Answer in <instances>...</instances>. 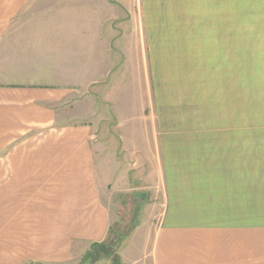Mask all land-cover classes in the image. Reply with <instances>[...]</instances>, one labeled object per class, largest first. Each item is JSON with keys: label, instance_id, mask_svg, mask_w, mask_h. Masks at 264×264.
<instances>
[{"label": "crops", "instance_id": "crops-1", "mask_svg": "<svg viewBox=\"0 0 264 264\" xmlns=\"http://www.w3.org/2000/svg\"><path fill=\"white\" fill-rule=\"evenodd\" d=\"M256 11L264 24V0ZM42 17L48 25H37ZM232 18V0H0V264H65L105 242L108 196L134 190L122 164L136 161L137 142L149 161L161 146L159 192L146 210L162 213L125 239L121 264H264L261 227L236 218L232 211L245 204L224 200L226 182L217 183L215 170H168L164 132L178 124L121 125L127 139L116 144L70 110L93 84L103 95L99 84L117 75L137 79L133 66L143 82L226 80L213 77H227L221 68L231 64L213 61L229 57ZM158 51L177 60L170 65L178 78L152 74L164 65Z\"/></svg>", "mask_w": 264, "mask_h": 264}, {"label": "rangeland", "instance_id": "rangeland-1", "mask_svg": "<svg viewBox=\"0 0 264 264\" xmlns=\"http://www.w3.org/2000/svg\"><path fill=\"white\" fill-rule=\"evenodd\" d=\"M256 12V0H232L231 51H226L229 57L211 59L215 63L231 64L221 68L227 74L230 72L227 77H213L226 80L143 82L139 80L142 75H138L141 70L133 66L130 70L137 79L131 81L132 77L127 74L117 75L119 81L116 83L99 84L98 91L103 95L96 92L93 84L88 91L81 90L87 97L72 100L70 110L77 123H89L94 129L98 127V138H110L116 144L122 138L127 139L123 135L128 132L118 129L121 125L125 129L143 124L156 128L161 124L163 127L178 124L179 130L164 132V139L168 140L165 147L168 170H215L217 183L226 182L224 190L228 195L225 194L224 200L240 199L245 204V211H232L236 218L243 221L246 218L248 228L261 227L264 254V42L261 40L264 38V24L257 20ZM37 23L46 26L48 20L42 17ZM168 53L173 55L174 51ZM162 54L166 52H157L160 59L156 62L164 65L152 66V74L156 70L158 73L162 71L158 78H178L174 75L178 69L170 65L177 60L161 58ZM121 78L130 81L123 82ZM73 85L79 88L81 84ZM145 133L152 135L155 132L147 130ZM139 145L134 143L132 148L136 153L140 152L135 156L136 161L122 164L123 170L130 168L131 177H135L131 183L134 190L108 196L112 215L108 239L93 245L86 254H74L65 264H97L105 260L109 261L108 264H121L117 252L125 239L143 219L161 215L162 212L146 210L155 190L156 194L159 192L161 180L157 170L163 163L161 146L158 153L151 154L149 161L141 156L142 147ZM120 148L122 150L123 146ZM120 148L118 158L122 161L124 154ZM171 177L175 180L176 176ZM249 249L255 251L253 244H249Z\"/></svg>", "mask_w": 264, "mask_h": 264}, {"label": "trees", "instance_id": "trees-1", "mask_svg": "<svg viewBox=\"0 0 264 264\" xmlns=\"http://www.w3.org/2000/svg\"><path fill=\"white\" fill-rule=\"evenodd\" d=\"M98 257V256H97ZM97 260V259H96Z\"/></svg>", "mask_w": 264, "mask_h": 264}]
</instances>
